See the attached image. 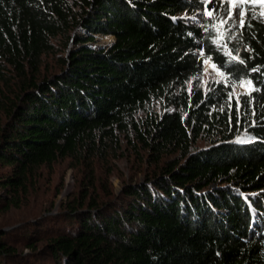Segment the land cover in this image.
I'll return each instance as SVG.
<instances>
[{
    "label": "trees",
    "instance_id": "16d2710c",
    "mask_svg": "<svg viewBox=\"0 0 264 264\" xmlns=\"http://www.w3.org/2000/svg\"><path fill=\"white\" fill-rule=\"evenodd\" d=\"M123 143L146 174L116 193ZM64 161L55 211L34 193ZM34 198L0 264H264V3L0 0V212Z\"/></svg>",
    "mask_w": 264,
    "mask_h": 264
},
{
    "label": "rangeland",
    "instance_id": "374dc122",
    "mask_svg": "<svg viewBox=\"0 0 264 264\" xmlns=\"http://www.w3.org/2000/svg\"><path fill=\"white\" fill-rule=\"evenodd\" d=\"M255 1L260 2V0ZM96 40L99 45L109 46L114 41V37L100 36L97 37ZM195 80V84L207 94L214 89L216 84L223 82L224 78L219 70L210 63H206L203 67L202 74ZM252 89L253 86L250 83H241L233 89L231 98H234L241 104L242 97L249 94ZM199 145L205 146L207 144L203 141L199 143ZM118 154L119 157L114 158V160L112 159L107 164L112 171L110 175H108L109 182L116 193L122 191L125 183L142 179L145 177L144 174H146V172L143 171L144 166L132 155V150L127 147L126 143H123V148ZM98 170V176H100V180L102 181L107 177L103 164L98 165ZM75 172L74 169L70 167V162L64 161L56 164L52 173L44 174V179L42 183H40L39 193H34L40 194L39 203L44 202L47 208L56 211L63 202L68 200L70 195L78 193L80 190V177H76ZM51 202H54V207H51ZM37 207L38 200L34 198L31 199L29 204L27 203L19 209L12 208L9 212H0V228L17 224L24 217L38 212V210H36ZM25 235L29 236V233ZM18 236V234L14 235L16 239ZM16 244L19 246V249L22 250L24 248L20 241H16Z\"/></svg>",
    "mask_w": 264,
    "mask_h": 264
},
{
    "label": "snow or ice",
    "instance_id": "6c2138e0",
    "mask_svg": "<svg viewBox=\"0 0 264 264\" xmlns=\"http://www.w3.org/2000/svg\"><path fill=\"white\" fill-rule=\"evenodd\" d=\"M260 2L261 3H264V0H260ZM235 15L237 16V17H239L240 15H241V13L239 12V11H237L236 13H235ZM243 61H241V63H242Z\"/></svg>",
    "mask_w": 264,
    "mask_h": 264
}]
</instances>
